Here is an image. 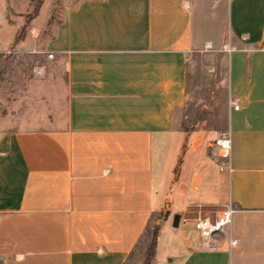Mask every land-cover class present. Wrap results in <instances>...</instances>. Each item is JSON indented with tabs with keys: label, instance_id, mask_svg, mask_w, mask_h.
<instances>
[{
	"label": "crops",
	"instance_id": "0c3cea01",
	"mask_svg": "<svg viewBox=\"0 0 264 264\" xmlns=\"http://www.w3.org/2000/svg\"><path fill=\"white\" fill-rule=\"evenodd\" d=\"M48 1L0 45L37 60L0 86L3 264H125L160 213L152 264H264V0Z\"/></svg>",
	"mask_w": 264,
	"mask_h": 264
},
{
	"label": "rangeland",
	"instance_id": "374dc122",
	"mask_svg": "<svg viewBox=\"0 0 264 264\" xmlns=\"http://www.w3.org/2000/svg\"><path fill=\"white\" fill-rule=\"evenodd\" d=\"M10 0H0V45L2 48H7L10 44V36H11V32L8 31V26L6 25V15H7V19L11 20V18L15 16V18L18 20L23 19L24 24L27 25L33 18L34 16V8L35 6H37L39 3L43 4L44 7L41 11V17H44L46 11H47V5L49 4V1L47 2V0H11L12 3L16 6L17 11H22L23 13L20 14H15L12 12V10L10 9L9 2ZM54 1V7L56 8L55 11V15H52V22L53 20H56V24H57V18L61 17L59 15V13H57L58 11H62V9L67 8L68 9V4L69 2H73L75 0H53ZM28 6H31V9H28ZM27 9V10H26ZM29 10V11H28ZM7 12V13H6ZM24 25V26H25ZM26 27V26H25ZM46 26H44L45 29ZM26 30L24 31V35L26 34ZM3 55L5 58H9V62L10 64L7 66L6 69V75L4 77V81L6 80H13V78L15 77V74L20 71L21 69L25 68L30 69L31 67H33L34 64H36L37 60H34L32 57H28L27 55H20L16 52H14L13 50H11L8 53L5 54H1ZM4 81L2 83H4ZM1 83V85H2ZM0 85V86H1ZM226 92V91H225ZM224 91H220V93H217V95L215 97H213L210 93V90L206 89L205 91L203 90V92H198V97L197 100L199 101V115H206L208 112H212L211 110H213L214 114H222L224 112V109L226 107V101L229 100L228 99V95L227 93H225ZM208 103H211L210 105H208ZM231 104V101H230ZM209 109H208V108ZM215 124H221L222 121L220 120H215L214 122ZM167 214L165 213H160V214H156L153 216L152 221L150 222V225L148 226V228L146 229V231L144 232V235L142 236V238L140 239V242L138 243V245L136 246V248L134 249V251L131 253V255L128 257V259L126 260L125 264H143L144 258H145V254H146V249H147V245H148V235L152 232V230L155 227L160 226V223L166 219ZM187 230L191 229V226L189 225L188 227H186ZM184 230V228H183ZM198 234V232H197ZM199 235V234H198ZM165 237L169 238L168 240L170 241L171 236L170 234L166 231L165 232ZM0 264H3V259L0 257Z\"/></svg>",
	"mask_w": 264,
	"mask_h": 264
},
{
	"label": "built area",
	"instance_id": "2783aa9c",
	"mask_svg": "<svg viewBox=\"0 0 264 264\" xmlns=\"http://www.w3.org/2000/svg\"><path fill=\"white\" fill-rule=\"evenodd\" d=\"M49 58H53V55H49ZM231 106L234 110H239L241 107V101L239 99L231 100ZM216 145L222 152L223 157H229L230 155V140L227 136H223L216 141ZM234 210L231 208H226L221 212V214L215 218H201L195 222V230L198 232L201 239L209 246L215 241V238L224 234L225 231L232 224ZM236 242H232L231 245H235Z\"/></svg>",
	"mask_w": 264,
	"mask_h": 264
},
{
	"label": "trees",
	"instance_id": "16d2710c",
	"mask_svg": "<svg viewBox=\"0 0 264 264\" xmlns=\"http://www.w3.org/2000/svg\"><path fill=\"white\" fill-rule=\"evenodd\" d=\"M41 7H42V3L41 4L39 3L37 6H35L34 12H33L34 16L32 19L36 18L39 15V11H40ZM24 31H25V27H24L22 32H24ZM21 36L22 35H20L17 40H19L21 38ZM9 64H10L9 58H5L0 53V85L4 81V77L6 75V69H7V66ZM158 234H159V228L155 227L152 230V232L148 235V245H147L146 254H145L143 264H152L154 257H155Z\"/></svg>",
	"mask_w": 264,
	"mask_h": 264
}]
</instances>
